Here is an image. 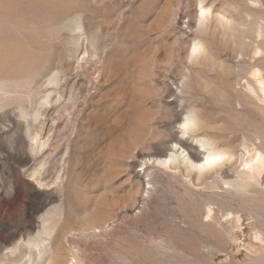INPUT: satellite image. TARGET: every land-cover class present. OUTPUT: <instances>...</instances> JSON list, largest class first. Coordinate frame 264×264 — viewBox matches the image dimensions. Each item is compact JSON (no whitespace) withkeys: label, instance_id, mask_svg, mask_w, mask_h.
Masks as SVG:
<instances>
[{"label":"rangeland","instance_id":"obj_1","mask_svg":"<svg viewBox=\"0 0 264 264\" xmlns=\"http://www.w3.org/2000/svg\"><path fill=\"white\" fill-rule=\"evenodd\" d=\"M207 1L248 29L264 24L260 1L251 15L244 0ZM199 6L0 0V264H264L255 188L199 183L184 162L207 156L197 138L237 156L264 140L263 116L218 71L258 77L264 53L251 47L247 60L198 33ZM200 43L208 56L192 62ZM193 111L208 125L198 136L179 129ZM176 146L183 157L167 169ZM207 207L234 216L233 231L223 235Z\"/></svg>","mask_w":264,"mask_h":264},{"label":"bare ground","instance_id":"obj_2","mask_svg":"<svg viewBox=\"0 0 264 264\" xmlns=\"http://www.w3.org/2000/svg\"><path fill=\"white\" fill-rule=\"evenodd\" d=\"M254 1H260V3L264 6V0H244L246 5L243 7L246 9V14L251 15L249 8L253 5L252 2ZM207 3L208 1L206 2V0H200L199 9L196 14L193 13V18H191L198 33L210 35L211 39L215 43L222 42L227 46H232L234 52L245 56L247 60L250 58L251 53L249 48L251 47H255L257 51L264 53V24L258 30L253 28L248 29V27L243 25L241 19H230L221 13H216L215 9L213 7H209L210 5L208 6ZM236 45H244L248 48V50L238 49L236 48ZM208 52L209 51L205 45L201 43L196 44L190 54V60L192 62H202L206 60ZM218 71L219 73H222L220 82L224 85V87L226 89L234 90L237 93H241L243 95L241 105L261 114L263 116L262 123L264 124V74H258V77L255 78H247L245 81L240 79L233 81L223 75V73H225V69L222 66L218 67ZM262 72H264V69ZM184 82L188 84L190 82V77L187 76V79H184ZM199 88L206 94L211 90V87L207 82L200 83ZM257 91H260L263 94L260 95ZM204 121L199 117L196 111H193L186 117L184 123L179 129L185 135L192 133L193 135L198 136L199 134H197V132L206 130L208 126H206L207 122L205 124ZM195 141L200 145V147L204 148L208 152L207 156L202 158L199 154L197 159L199 160V164H191L189 162L190 157L186 155L184 156V162L188 163L190 169L197 172V181L199 183L204 184L208 180L216 178L219 179L224 186H226L224 187L225 192L232 193H237L242 190L244 186H253L256 190L254 192L260 196L262 201L264 200V177L262 176V172L264 170V140L260 142L256 141L248 142L247 144L245 143L243 152H241L242 154L240 156H237L238 153L236 154L232 152L231 148L229 151H217V148L214 147V143L211 142L212 140L209 141L206 138H197ZM172 150L174 154L170 157V159L161 162V165L167 169H171L172 165L179 162L183 157L182 154L179 153L177 146L173 147ZM151 163L152 162H147L146 164L150 165ZM224 175L233 176L234 180L226 181L225 177H223ZM206 212L207 218L217 225L219 231L222 232L223 235L231 233L233 228L236 226V219L234 216L224 218L222 216L220 217L219 214H212V209L210 207H207Z\"/></svg>","mask_w":264,"mask_h":264}]
</instances>
